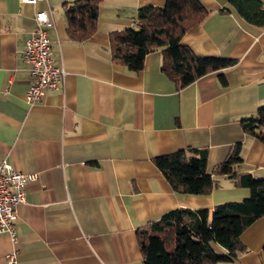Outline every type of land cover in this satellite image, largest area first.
<instances>
[{
  "label": "crops",
  "instance_id": "1",
  "mask_svg": "<svg viewBox=\"0 0 264 264\" xmlns=\"http://www.w3.org/2000/svg\"><path fill=\"white\" fill-rule=\"evenodd\" d=\"M73 1L0 0V162L39 174L18 207L17 239L0 234V264L12 253L15 264H144L137 232L149 222L175 208L213 209L250 195L217 173L236 144L237 171L264 178V142L242 125L264 105V27L244 20L230 0H201L210 11L182 42L236 63L180 87L163 70L162 49L132 71L111 48L113 32L138 26L140 6L167 0H102L97 29L83 40L69 34L65 6ZM41 10L53 19L54 62L68 73L30 104L23 51ZM192 148L207 150L218 179L209 194L174 190L156 164ZM241 240L247 250L218 264H264V216Z\"/></svg>",
  "mask_w": 264,
  "mask_h": 264
},
{
  "label": "trees",
  "instance_id": "2",
  "mask_svg": "<svg viewBox=\"0 0 264 264\" xmlns=\"http://www.w3.org/2000/svg\"><path fill=\"white\" fill-rule=\"evenodd\" d=\"M101 1L76 0L66 4L68 30L73 39H86L96 31ZM230 3L244 20L264 27L262 0H230ZM209 11L201 0H167L163 6L142 5L137 12V27L112 33L113 57L130 70L139 71L148 53L162 49L163 70L180 87L211 71L233 66L234 59L198 55L182 42L183 35L197 27ZM221 82L227 83L224 75ZM242 125L264 142V105L256 114L242 118ZM155 161L178 192L204 195L218 186V179L208 171L205 149H181L158 156ZM242 161V145L238 143L217 173L248 187L250 195L219 203L213 209L175 208L149 222L137 232L144 264H218L232 261L247 250L241 235L264 216V178L238 172Z\"/></svg>",
  "mask_w": 264,
  "mask_h": 264
},
{
  "label": "built area",
  "instance_id": "3",
  "mask_svg": "<svg viewBox=\"0 0 264 264\" xmlns=\"http://www.w3.org/2000/svg\"><path fill=\"white\" fill-rule=\"evenodd\" d=\"M36 3L42 0H24ZM37 26L27 40L23 58L30 65L32 83L26 93L30 104L41 102L49 89H58L67 76V70L54 62V55L49 37V28L53 19L47 10L35 15ZM37 172L25 173L16 169L7 161L0 162V234H8L13 241L17 239L15 221L18 207L26 200L28 184L38 178ZM15 253L7 256L6 264H15Z\"/></svg>",
  "mask_w": 264,
  "mask_h": 264
}]
</instances>
